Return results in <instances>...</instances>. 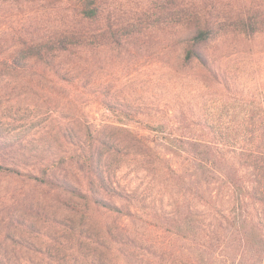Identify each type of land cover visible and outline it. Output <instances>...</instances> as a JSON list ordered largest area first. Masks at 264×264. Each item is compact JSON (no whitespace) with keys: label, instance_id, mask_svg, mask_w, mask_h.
Instances as JSON below:
<instances>
[{"label":"rangeland","instance_id":"rangeland-1","mask_svg":"<svg viewBox=\"0 0 264 264\" xmlns=\"http://www.w3.org/2000/svg\"><path fill=\"white\" fill-rule=\"evenodd\" d=\"M203 26L263 31L251 42L243 35L218 41L243 40L226 62L234 65L229 84L183 59L188 36ZM21 49L27 57L19 68L10 54ZM234 107L243 110L240 118H264V0H103L94 17L83 15L75 1H0V138L14 142L8 152L15 157L36 152L21 160L27 169L47 145L41 167L51 165L73 182L71 155L82 154L89 139L110 140L113 147L103 151L113 182L131 198L135 216L117 222L130 241L110 240L107 263L185 264L179 242L151 224L153 214L174 217L185 203L202 214L209 233H217L233 212L227 187L212 200L180 187L150 131L124 110L154 122L184 112L211 136V121H229ZM42 196L22 177L0 174V255L9 264H46L40 253L54 250L57 240L75 248L61 230L63 216L39 220L26 210ZM79 246L77 257L89 259V246Z\"/></svg>","mask_w":264,"mask_h":264},{"label":"trees","instance_id":"trees-1","mask_svg":"<svg viewBox=\"0 0 264 264\" xmlns=\"http://www.w3.org/2000/svg\"><path fill=\"white\" fill-rule=\"evenodd\" d=\"M45 1H75L80 12L87 17L96 16L103 2ZM261 32L250 26L232 31L214 26L199 27L188 36L183 46V59L197 61L218 82L229 84L234 65H226V62L231 53L240 49L243 40L236 43L218 41L221 38L240 39L243 35L251 42ZM42 48L39 46L36 50L42 54ZM22 51L15 50L10 54L12 63L19 68L25 66L23 58L27 57L21 56ZM105 104L107 109L114 110L110 102ZM231 110L233 118L229 121H211V136L210 131L201 128L184 112L176 111L156 122L137 117L129 108L123 112L129 120L150 131L153 146L167 155L168 172L180 187L203 200H212L214 193L225 187L232 193V216L217 233H209L204 227L202 214L185 203L178 205L174 217L153 214L151 224L179 242L185 264H264V118L256 119L252 113L240 118L241 108ZM89 140L86 148H82V154L70 157L76 178L73 182L67 173L57 172L51 165L41 167L38 161L40 157L44 158L47 145L39 147L42 155H34L37 161L27 169L21 160L33 157L36 152L15 157L8 152L14 142L0 138V174L22 177L39 188L43 196L37 197L26 210L39 220L57 222L63 216L61 230L70 238V243H74L73 250L71 245L59 240L54 250L50 247L40 250L39 259L46 264H112L105 261L107 251L114 247L110 240L115 238L119 242L125 238L130 241L127 228L117 222L124 221L123 216H135L131 198L114 185L113 169L104 153L113 144L106 137ZM249 203L253 204L251 208ZM107 214L115 217L108 221ZM89 236L94 238L90 242L87 240ZM78 244L89 246V259L77 257V252L81 254ZM24 246L29 245L24 243ZM24 259L33 261L31 256ZM0 264H9L8 258L0 255Z\"/></svg>","mask_w":264,"mask_h":264}]
</instances>
